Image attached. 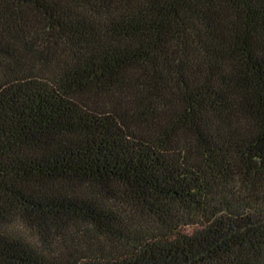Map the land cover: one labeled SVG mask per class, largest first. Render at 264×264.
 <instances>
[{
	"label": "trees",
	"instance_id": "obj_1",
	"mask_svg": "<svg viewBox=\"0 0 264 264\" xmlns=\"http://www.w3.org/2000/svg\"><path fill=\"white\" fill-rule=\"evenodd\" d=\"M0 264H264V0H0Z\"/></svg>",
	"mask_w": 264,
	"mask_h": 264
}]
</instances>
